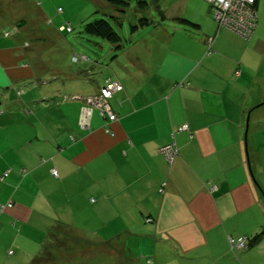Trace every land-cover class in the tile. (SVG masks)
Returning a JSON list of instances; mask_svg holds the SVG:
<instances>
[{
    "label": "crops",
    "instance_id": "1",
    "mask_svg": "<svg viewBox=\"0 0 264 264\" xmlns=\"http://www.w3.org/2000/svg\"><path fill=\"white\" fill-rule=\"evenodd\" d=\"M77 1L84 25L127 10ZM174 16L125 54L115 121L98 112L82 129L83 98L0 111V264H264V62L250 77L254 62L228 61L237 88L225 95L219 28L190 37ZM66 231L82 244H58ZM241 237L248 246L231 247Z\"/></svg>",
    "mask_w": 264,
    "mask_h": 264
},
{
    "label": "rangeland",
    "instance_id": "2",
    "mask_svg": "<svg viewBox=\"0 0 264 264\" xmlns=\"http://www.w3.org/2000/svg\"><path fill=\"white\" fill-rule=\"evenodd\" d=\"M14 1H17L15 7L6 3V0H0V45H6L10 41L15 46L10 52L0 54V111L6 113L12 110L9 108L13 104H28L34 99L36 104L54 106L66 97L80 104L79 100L83 98L81 106H85L87 98L100 94L98 91L89 96L91 90L98 85L103 88L104 80H116L122 76L124 64L128 62L125 54H129L128 50L133 48L131 45L141 39L142 35H150L158 23L161 25L168 22L166 18L172 15L200 27L186 28L191 33L190 37H213L218 30L210 10L211 4L206 0H160L157 6L153 0H141L148 4L144 10L135 5L138 0H132L129 4L131 8L124 7L127 9L126 13L114 12L112 16L116 21L109 19L120 37L118 44H112L84 33V22L77 23L76 19L77 9L81 4L77 0H43L41 8L36 7L31 0ZM97 17L106 19L103 14ZM142 18L157 24L144 28L140 35L134 36L130 27ZM68 27L71 28L70 31ZM216 35L217 43L219 41L220 47H225L222 53L225 58L220 61V65L221 71L225 70L224 83L228 84L223 85L222 90H226L225 95L235 96L236 80L233 72L227 73L226 66L230 67L228 61L234 59L237 62L241 58V68L242 64L249 67L254 62L250 77L257 72L256 68L260 63L264 62V0L258 1L256 28L249 40L223 27ZM145 41L149 42L147 39ZM117 45H120L119 50L115 49ZM148 48L149 52L152 51L151 45ZM210 52L209 56L217 55L214 48ZM242 95L239 93L240 97ZM91 109L92 117L96 118L98 111ZM79 239L66 231L59 238L58 244L68 245L74 241V244H82ZM10 250L14 252L13 248ZM80 256L85 258L86 255L80 253Z\"/></svg>",
    "mask_w": 264,
    "mask_h": 264
},
{
    "label": "built area",
    "instance_id": "3",
    "mask_svg": "<svg viewBox=\"0 0 264 264\" xmlns=\"http://www.w3.org/2000/svg\"><path fill=\"white\" fill-rule=\"evenodd\" d=\"M211 4V13L218 28H227L243 38H249L256 28L257 11L254 9L256 0H206ZM212 39H207L208 52L211 50ZM76 58V57H75ZM123 90L122 85L116 80H105L104 87L100 88L99 95L87 98L86 105L82 107L79 125L82 128L88 127L94 108L99 112L101 117L108 118L109 121H114L115 116L112 112L108 100L115 93ZM84 113V114H83ZM187 126L183 125L178 128V131H186ZM167 161H171L176 155V147L167 145L160 150ZM51 174L57 177L54 169ZM231 247L243 250L248 246V241L245 237L236 240L230 239ZM11 254V252H10Z\"/></svg>",
    "mask_w": 264,
    "mask_h": 264
},
{
    "label": "trees",
    "instance_id": "4",
    "mask_svg": "<svg viewBox=\"0 0 264 264\" xmlns=\"http://www.w3.org/2000/svg\"><path fill=\"white\" fill-rule=\"evenodd\" d=\"M153 1H154L153 3H155V5L157 6V4L159 3L160 0H153ZM258 1L259 0H256V2L254 3V6H253L256 11H257ZM108 2L111 5H113L115 7H119V8H124L126 6L128 7V6H130L129 4L131 3L130 0H127L126 2L124 0H108ZM135 5L138 6L139 9L144 10L145 8H147L148 4L145 1L138 0L135 2ZM179 21L184 23V24L190 25L192 27H196V28L198 27V25L192 24L191 22L184 20V19H180ZM150 23L151 22L148 19L142 18V19L138 20L136 25H133L130 27V32L135 33V32H137L138 29H144L145 27H148L150 25ZM68 30L70 31L71 28L68 27ZM63 31H65V30L63 29ZM83 31L86 35L100 38V39L105 40V41L112 43V44H118L120 42V37L114 31V29L111 26L108 19L100 18L98 20L88 22L84 25ZM115 49L119 50L120 45H117L115 47ZM0 209H1V207H0ZM257 238H255V241ZM254 243L255 242H253V244Z\"/></svg>",
    "mask_w": 264,
    "mask_h": 264
},
{
    "label": "bare ground",
    "instance_id": "5",
    "mask_svg": "<svg viewBox=\"0 0 264 264\" xmlns=\"http://www.w3.org/2000/svg\"><path fill=\"white\" fill-rule=\"evenodd\" d=\"M115 120H116V117H115ZM115 120H114V121H115ZM111 122H113V121H111Z\"/></svg>",
    "mask_w": 264,
    "mask_h": 264
},
{
    "label": "water",
    "instance_id": "6",
    "mask_svg": "<svg viewBox=\"0 0 264 264\" xmlns=\"http://www.w3.org/2000/svg\"><path fill=\"white\" fill-rule=\"evenodd\" d=\"M246 128H247V123H246Z\"/></svg>",
    "mask_w": 264,
    "mask_h": 264
}]
</instances>
